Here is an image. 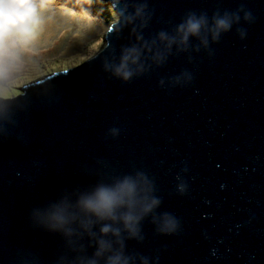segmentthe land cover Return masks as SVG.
Instances as JSON below:
<instances>
[{
  "label": "water",
  "instance_id": "95a60500",
  "mask_svg": "<svg viewBox=\"0 0 264 264\" xmlns=\"http://www.w3.org/2000/svg\"><path fill=\"white\" fill-rule=\"evenodd\" d=\"M105 1L119 20L93 59L0 96V264H106L96 237L50 230L45 210L130 172L181 228L159 234L150 215L129 264H264V0ZM190 13L208 27L182 44ZM133 48L125 82L113 68Z\"/></svg>",
  "mask_w": 264,
  "mask_h": 264
},
{
  "label": "clouds",
  "instance_id": "9594fccd",
  "mask_svg": "<svg viewBox=\"0 0 264 264\" xmlns=\"http://www.w3.org/2000/svg\"><path fill=\"white\" fill-rule=\"evenodd\" d=\"M38 0H0V86H4L11 73L17 69L18 48L29 45L37 36L43 23ZM114 8V7H113ZM250 16L246 14L245 18ZM118 17V16H117ZM238 19V17H237ZM212 39L218 40L221 32L231 28L232 20L227 15L214 17ZM208 27L205 16L190 13L177 26L180 42L186 44L190 37H199L202 29ZM161 41L169 46L175 38L159 33ZM140 58L136 49L126 50L119 65L113 68V75L128 82L138 70H134ZM184 190L181 188V194ZM161 200L154 195L152 181L143 172L125 173L109 180L98 181L77 196L74 202L61 200L45 210L46 227L64 235L82 230L96 237L97 251L94 257L108 253L106 264H129L124 255L125 240L142 239V225L152 216L151 223L162 235H174L181 228L180 220L170 212L155 214ZM112 237V240L108 238ZM119 246V250H114ZM89 264H95L90 260Z\"/></svg>",
  "mask_w": 264,
  "mask_h": 264
},
{
  "label": "rangeland",
  "instance_id": "374dc122",
  "mask_svg": "<svg viewBox=\"0 0 264 264\" xmlns=\"http://www.w3.org/2000/svg\"><path fill=\"white\" fill-rule=\"evenodd\" d=\"M43 23L35 39L18 48L19 58L0 96L19 95L20 88L53 73L70 70L93 59L104 47L105 37L118 17L106 20L105 0H38ZM105 13V12H104Z\"/></svg>",
  "mask_w": 264,
  "mask_h": 264
},
{
  "label": "trees",
  "instance_id": "16d2710c",
  "mask_svg": "<svg viewBox=\"0 0 264 264\" xmlns=\"http://www.w3.org/2000/svg\"><path fill=\"white\" fill-rule=\"evenodd\" d=\"M97 1L101 2L102 0H97ZM101 10H102V13L105 14V18H106L107 21H109L114 16L117 17V13L115 12L113 6H111V5H107L106 7L104 6V7H102ZM3 98H6V97H3Z\"/></svg>",
  "mask_w": 264,
  "mask_h": 264
},
{
  "label": "flooded vegetation",
  "instance_id": "af4514ba",
  "mask_svg": "<svg viewBox=\"0 0 264 264\" xmlns=\"http://www.w3.org/2000/svg\"><path fill=\"white\" fill-rule=\"evenodd\" d=\"M19 94H21V93H19ZM17 96H19V95H17Z\"/></svg>",
  "mask_w": 264,
  "mask_h": 264
}]
</instances>
